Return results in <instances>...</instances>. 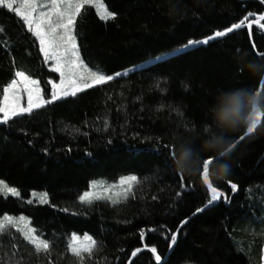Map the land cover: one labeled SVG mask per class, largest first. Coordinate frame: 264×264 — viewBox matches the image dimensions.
<instances>
[{"label": "trees", "instance_id": "16d2710c", "mask_svg": "<svg viewBox=\"0 0 264 264\" xmlns=\"http://www.w3.org/2000/svg\"><path fill=\"white\" fill-rule=\"evenodd\" d=\"M103 2L116 17L102 20L86 6L75 34L84 61L108 74L176 49L188 39H202L250 12H264L262 0ZM0 26V94L17 71L37 78L48 93V79L57 75L46 67L36 38L4 7ZM260 53L264 30L253 25L249 37L245 25L208 45L176 52L76 97L0 123V179L20 192L19 197L0 195V215L28 216L36 233L51 242L48 252L37 254L18 230L7 227L0 233V264H80L68 250L72 233H87L97 242L91 256L84 254L86 264H129L132 251L144 243L167 255L171 231L186 217L169 264H262L264 117L227 157L230 173L212 181L228 201L222 197L200 214L194 215L195 208L210 198L201 173L178 174L168 160L174 137L203 134L206 108L218 89L260 87L245 71L236 75L238 57L261 58ZM246 130L233 134V142ZM126 174L140 181L126 202L80 201L92 179ZM229 180L238 185L235 193ZM32 191L47 192L49 203L29 200ZM140 229L146 233L144 241ZM131 261L156 264L148 249Z\"/></svg>", "mask_w": 264, "mask_h": 264}, {"label": "snow or ice", "instance_id": "6c2138e0", "mask_svg": "<svg viewBox=\"0 0 264 264\" xmlns=\"http://www.w3.org/2000/svg\"><path fill=\"white\" fill-rule=\"evenodd\" d=\"M264 2V0H262ZM92 5L96 8L102 20H109L116 17V13L109 11L103 3V0H0V7H4L20 17L27 26L29 32L33 34L39 42V51L43 54L45 62H50V69L59 74V81L49 80L51 84V93L46 98V92L41 88L40 81L33 79L26 75L23 71L15 73L18 79H13L7 84L0 94V123L8 124L13 118L22 117L24 114H31L34 110L41 109L54 102L60 101L67 97H76L78 93L86 89H91L94 86L102 85L106 82L112 81L115 77L128 75L130 71L135 69H124L123 73L120 71L112 75L105 74L102 70H92L85 63L81 56V50L77 43V35L75 29L77 26V18L81 17L85 11L86 6ZM255 17L251 19V17ZM264 12L259 14L248 13L239 22L231 23L230 26L217 29L211 35L205 36L202 39H188L186 44L181 45L173 52L187 51L192 47L201 44L208 45L210 41L215 38H223L234 30L241 29L245 25L249 29V37H251V29L253 25H259L260 29L264 30ZM0 31H3L0 26ZM239 51V50H238ZM168 55L164 53L155 57L156 60H163ZM264 59V53H260ZM236 75L242 76L243 69L237 65ZM163 91V89H162ZM26 96V103L24 98ZM177 110L178 109H174ZM261 123V116L258 115L256 122L247 128L245 136L254 132L257 125ZM109 127L107 121L104 128ZM193 127H195L193 125ZM148 139H151L150 137ZM244 139V136L239 138ZM237 145L234 144V148ZM173 150L168 155V160L174 154ZM233 148V149H234ZM140 151V149H137ZM163 149H161V152ZM88 155H91L89 153ZM214 157L209 156L205 160L204 171L202 172L203 183L207 186L210 198L207 199L203 207H196L195 214H200L213 206L214 202H218L223 197L228 201V197L219 187L213 185V182L207 179L208 164L214 160ZM140 181L134 174L123 176L120 178L118 184L108 185L104 182H92L90 184V191H85L80 195L81 202L91 204L94 200L107 199L114 205L120 202H126L127 198L133 192V187ZM231 185L232 192L238 190V185L231 180L228 181ZM0 194L8 196L19 197L20 192L15 187L8 186L3 180H0ZM183 194V186L181 191L177 192V197ZM33 196L37 197V202L40 204L49 203L48 193L43 192L37 194L33 192ZM155 199V197H153ZM32 201H29L31 203ZM67 211V209H65ZM188 222V218L180 221V227L176 231H171L170 242L168 243L167 255H162L158 252L156 245L149 246L147 243L143 244L144 249H149L154 255L156 264H169L172 255L177 252L180 245V232ZM7 226L16 227L23 235L24 239L29 241L35 248V253L48 252L51 248V242L48 239H43L41 235H37L36 229L30 226L29 218L26 216L14 217L11 215H4L0 218V233L6 229ZM146 233L144 229H140V239L144 241ZM97 247V242L88 234L83 238L73 233L68 244V250L79 259L80 264H86L84 254L91 256L94 249ZM142 248L137 247L132 251V257H136L141 253ZM10 264L13 262L10 261ZM14 264H20L15 261ZM132 264V261H129Z\"/></svg>", "mask_w": 264, "mask_h": 264}, {"label": "clouds", "instance_id": "9594fccd", "mask_svg": "<svg viewBox=\"0 0 264 264\" xmlns=\"http://www.w3.org/2000/svg\"><path fill=\"white\" fill-rule=\"evenodd\" d=\"M237 62L249 77L264 85V59L240 56ZM258 115L264 117V87L242 86L218 89L207 106L203 134L177 135L173 139L174 154L169 159L172 171L185 176H196L208 164L207 179L217 181L231 171L227 157L234 148L233 134L252 126ZM181 264H195L182 261Z\"/></svg>", "mask_w": 264, "mask_h": 264}, {"label": "rangeland", "instance_id": "374dc122", "mask_svg": "<svg viewBox=\"0 0 264 264\" xmlns=\"http://www.w3.org/2000/svg\"><path fill=\"white\" fill-rule=\"evenodd\" d=\"M104 3V2H103ZM87 6H91V7H93L94 9H95V11H96V8L94 7V6H92V5H87ZM109 10V9H108ZM110 11V10H109ZM96 13H97V11H96ZM97 15L99 16V14L97 13ZM100 17V16H99ZM26 26V25H25ZM27 27V26H26ZM37 44H38V48H39V42L37 41ZM179 48V47H178ZM178 48H176V49H178ZM174 50V49H173ZM173 50H171V51H168V52H165V53H168V55L167 56H169V55H171V54H174V52H173ZM41 53V52H40ZM176 53V52H175ZM162 54H164V53H161V54H159V55H162ZM41 55H42V57H43V54L41 53ZM158 56V55H157ZM166 56V57H167ZM155 57L156 56H154V57H152V58H149V59H146V60H144V61H142V62H140V63H138V64H135V65H133V66H131V67H128L127 69H136V68H139V67H141V66H143V65H146V64H149V63H151V62H153V61H156V59H155ZM43 59H44V57H43ZM44 63H45V65H46V67L50 70V71H52L51 69H50V67H49V64H50V62H45V60H44ZM86 63V62H85ZM87 64V63H86ZM88 65V64H87ZM88 67H90L92 70H100L98 67H94V66H90V65H88ZM126 69V68H125ZM123 71H124V69H122V70H120V72L121 73H123ZM53 72V71H52ZM117 72V71H116ZM55 73V72H54ZM115 72H113V73H109V75H112V74H114ZM56 75H57V78L55 79V78H50L51 80H56L57 82L59 81V74L58 73H55ZM105 74H108V73H105ZM123 75V74H122ZM33 79H37V78H34V77H32ZM14 79H18L17 77H15ZM50 79H48V84H49V91H48V93H46V98H48L49 96H50V93H51V84L49 83V80ZM38 80V79H37ZM41 85V84H40ZM41 88L43 89V87H42V85H41ZM24 103H26V96H25V98H24V101H23ZM127 175H131V174H126V175H122V176H119V177H117L116 179H112V180H108V179H103V178H96V179H92L91 181H90V183H89V186H88V189L86 190V191H90L91 189H90V184L92 183V182H97V183H99V182H104L105 184H108V185H112V184H118L119 183V181H120V178L121 177H123V176H127ZM0 180H2V179H0ZM4 181V180H3ZM5 182V181H4ZM6 183V182H5ZM7 184V183H6ZM8 186H10V187H15V186H12V185H9V184H7ZM16 188V187H15ZM33 192H35V193H37V194H40V193H43L44 191H32L31 193H30V198H29V200H37V197H34L33 196ZM85 192V191H84ZM83 192V193H84ZM0 195H2V194H0ZM9 195H11V194H9ZM12 196V195H11ZM105 200H107V199H105ZM108 201H110V200H108ZM4 215H6V214H3V215H0V218H2ZM7 215H11V216H14V217H19V216H21V215H23V216H26V215H24V214H18V215H12V214H7ZM26 217H28V216H26ZM29 218V217H28ZM29 222H30V226L31 227H33L32 226V224H31V220H30V218H29ZM7 227H11V228H14V229H16L17 230V228L16 227H12V226H7ZM6 227V228H7ZM35 234H37V233H35ZM73 234V233H72ZM79 237H81V238H83L84 236H85V234H87V233H84V234H78V233H76ZM22 235V234H21ZM38 235V234H37ZM89 235V234H88ZM23 236V235H22ZM72 236V235H71ZM89 236H91V235H89ZM92 237V236H91ZM93 238V237H92ZM94 239V238H93ZM29 242V241H28ZM30 243V242H29ZM71 252V251H70ZM262 264H264V256H263V263Z\"/></svg>", "mask_w": 264, "mask_h": 264}, {"label": "water", "instance_id": "95a60500", "mask_svg": "<svg viewBox=\"0 0 264 264\" xmlns=\"http://www.w3.org/2000/svg\"><path fill=\"white\" fill-rule=\"evenodd\" d=\"M262 86H263V85H260V87H262ZM262 118H263V117H261V122H262ZM260 124H261V123H260ZM260 124H259V125H260ZM259 125H257L256 129L259 127ZM256 129H254V131H255ZM251 134H252V133H251ZM251 134H248V135H246V136H245V134H243L242 136H244V138H245V137H247V136H249V135H251ZM240 141H241V140L238 139L234 144L237 145ZM201 176H202V173H201ZM202 179H203V178H202ZM205 186H206V185H205ZM206 187H207V186H206ZM214 203H215V202H214ZM178 227H180V225H179ZM140 248L144 249L143 247H140ZM148 250H149V249H148ZM131 254H132V253H131ZM132 258H133V257H132V255H131L130 260H131ZM130 260H129V261H130ZM127 264H128V263H127Z\"/></svg>", "mask_w": 264, "mask_h": 264}]
</instances>
